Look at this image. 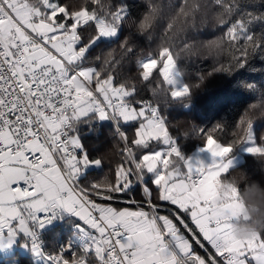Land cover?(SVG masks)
Listing matches in <instances>:
<instances>
[{
	"label": "snow or ice",
	"instance_id": "1",
	"mask_svg": "<svg viewBox=\"0 0 264 264\" xmlns=\"http://www.w3.org/2000/svg\"><path fill=\"white\" fill-rule=\"evenodd\" d=\"M140 2L137 18L118 0H0V237L23 234L41 256L37 231L62 210L79 222V248L61 247L48 264H264V232L233 240L237 189L224 196L220 188L234 149L248 144L246 153L264 160V131L257 138L253 129L264 119V92L233 128L192 125L183 134L158 99L187 107L212 74L264 60V30L250 27L264 15L249 7L264 0H169L167 11L160 0ZM213 14L221 34L197 48L212 70L185 83L176 43L191 60L188 33ZM93 120L112 122L114 161L90 157L80 143L78 125ZM184 138L196 139L209 162L186 159ZM106 160L109 178L81 182L84 168Z\"/></svg>",
	"mask_w": 264,
	"mask_h": 264
},
{
	"label": "trees",
	"instance_id": "2",
	"mask_svg": "<svg viewBox=\"0 0 264 264\" xmlns=\"http://www.w3.org/2000/svg\"><path fill=\"white\" fill-rule=\"evenodd\" d=\"M118 2L137 18L145 10V6L140 0H118ZM160 2L162 8L167 11L169 0H160ZM174 2L178 4L179 0H174ZM249 7L253 15H264V3L255 6L249 5ZM165 23L166 21L163 18L158 20L157 29H162ZM216 25V15L213 14L208 17L206 25L203 23L198 24V27L207 28L200 31L191 30L188 33L191 38L190 41L197 42L193 46L194 51L191 60L186 57L183 44L177 41L176 52L181 63L180 76L185 83L189 81L196 82L199 75L212 70V59H197V48L200 45V40L215 38L216 35L221 34L219 29L213 30ZM250 27L253 32H260L264 30V23L253 22ZM189 29H191V25H189ZM111 46L113 45H107V47ZM157 47L158 45L154 44L152 50H156ZM107 51L109 50L106 49L103 54L106 55ZM148 51L147 48L140 49L137 54H147ZM199 51H206V48H199ZM131 75L135 76V72H132ZM249 84L253 85V89H248L247 85ZM156 87L159 90L158 84H156ZM258 92H264V60L253 59L231 74L214 73L209 76L204 80L201 87L192 94L191 102L187 107L177 103L165 107L163 93L158 96V99L161 101V109L164 115L167 116L170 126L183 134L190 131L192 125L209 128L220 123L228 129L233 128L249 105L258 102ZM123 127L126 128L127 126ZM253 129L258 138L260 132L264 131V119H258L253 124ZM112 131V122L93 120L79 124L76 135L90 157L105 152L109 153V160L114 161L116 159L114 154L116 149L113 142L114 137L111 135ZM201 146L193 138H184L178 141L179 150L185 158L192 155ZM239 148L234 149L229 158L236 156ZM109 160H106L100 167H87L85 174L80 178L81 182L85 180L99 182L109 178L111 175ZM221 182L223 185H232L233 188H236L238 198L246 205L248 212L253 213V219H248L247 215L245 218L240 219L239 227H252L254 223L264 224V217H261L258 210L259 201L264 198V160H255L250 155H245L243 162L233 166L230 169V175ZM133 194L136 199L141 198L139 185L135 186ZM112 203L116 207L128 206L123 201ZM131 207L134 208L135 206ZM167 207L162 208L161 212L167 214ZM77 223L71 217H64L59 223H55L45 230L42 234L45 252H56L60 245L63 247L70 245L69 239L73 233V226ZM260 232H264V228L257 231V233ZM195 247L198 252L204 254L202 249H199L198 246ZM71 248L72 251L78 250L76 247ZM0 264L6 263L4 260H0ZM17 264H33V261L30 257L18 255Z\"/></svg>",
	"mask_w": 264,
	"mask_h": 264
},
{
	"label": "crops",
	"instance_id": "3",
	"mask_svg": "<svg viewBox=\"0 0 264 264\" xmlns=\"http://www.w3.org/2000/svg\"><path fill=\"white\" fill-rule=\"evenodd\" d=\"M190 156H188L187 158H189ZM200 159L203 160L205 163L209 162L208 156L205 157V155H201ZM222 186L223 184L222 182H220V188H222ZM221 191L224 196L229 195L227 191L222 190V189ZM213 194L215 195V190H213ZM240 215H241L239 216L240 219H243L246 217L245 215L243 216V214H240ZM66 217L68 218L71 217V219L76 220L75 217L71 216L68 213H66ZM76 222L78 221L76 220ZM78 223L73 226V233L69 239V244L71 245V247H76L77 249L79 248V241L77 239ZM233 228H237V229L240 228L238 218H236L233 221L232 229ZM25 238L26 237L23 234H17V236L14 237L11 241H9L5 237H0V260H4L6 264H17L18 255H20V256L30 257L33 261V264H48V262L44 259L45 257L44 254L41 256L35 255L32 251L31 245L28 246L24 243Z\"/></svg>",
	"mask_w": 264,
	"mask_h": 264
},
{
	"label": "clouds",
	"instance_id": "4",
	"mask_svg": "<svg viewBox=\"0 0 264 264\" xmlns=\"http://www.w3.org/2000/svg\"><path fill=\"white\" fill-rule=\"evenodd\" d=\"M189 43L194 46L197 42L196 41H190ZM258 210H259V214L261 215V217H264V198H262L259 201V209ZM237 211H239V209H237ZM64 217H66V216H64ZM247 217H248V219H253V213L251 211H249L247 214ZM260 228H264V224L254 223V225L252 227H240L238 229L233 228L231 230V237L233 240H236V241L250 240L251 238H253L257 234V231Z\"/></svg>",
	"mask_w": 264,
	"mask_h": 264
},
{
	"label": "rangeland",
	"instance_id": "5",
	"mask_svg": "<svg viewBox=\"0 0 264 264\" xmlns=\"http://www.w3.org/2000/svg\"><path fill=\"white\" fill-rule=\"evenodd\" d=\"M180 78H181V76H180ZM248 146H249L248 144H244V145L240 146V148H239L238 153L236 154V156H233V157L230 158L233 161V166H237V165H239V164H241L243 162V157L245 155H248L246 153V147H248ZM198 149H196L194 151V153L192 154V156H190L189 158H186V159H195L197 157L200 158L201 155H205V157L208 156V154H206V153L196 152V151H198ZM86 169H87V167L83 169L82 174H81V177L85 174ZM232 188H233L232 185H223L221 189L227 191L230 194V190ZM226 196H228V195H226ZM236 200L238 201V204H239V208H238L239 211H238V217L237 218L240 221V218H239V216H241L240 214H243V216L244 215L246 216V214H248V209H247L246 205L238 198V196H236Z\"/></svg>",
	"mask_w": 264,
	"mask_h": 264
},
{
	"label": "built area",
	"instance_id": "6",
	"mask_svg": "<svg viewBox=\"0 0 264 264\" xmlns=\"http://www.w3.org/2000/svg\"><path fill=\"white\" fill-rule=\"evenodd\" d=\"M44 115L47 116L48 113H44ZM37 155H38V154H37ZM64 216H66V213H65V212H63L62 210L57 211L56 216H55V218L52 220V222H51L50 224H46L42 229H39V230L37 231V241H38V243H39V245H40V250L44 253V256L53 255V254H55V253H56L61 247H63L62 245H60L59 248H58V250H57L56 252L46 253V252H45V249H44V247H45V243H44V241H43V239H42V234L44 233L45 230L49 229L53 224L60 222L61 219H62ZM24 242H25V244L28 245V246L31 245L30 239L27 238V237L24 239Z\"/></svg>",
	"mask_w": 264,
	"mask_h": 264
}]
</instances>
